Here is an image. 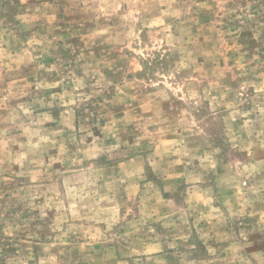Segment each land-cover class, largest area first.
<instances>
[{
	"label": "rangeland",
	"instance_id": "374dc122",
	"mask_svg": "<svg viewBox=\"0 0 264 264\" xmlns=\"http://www.w3.org/2000/svg\"><path fill=\"white\" fill-rule=\"evenodd\" d=\"M0 264H264V0H0Z\"/></svg>",
	"mask_w": 264,
	"mask_h": 264
}]
</instances>
